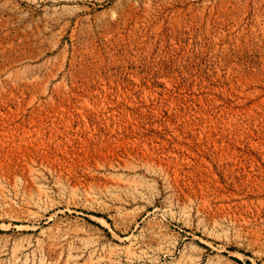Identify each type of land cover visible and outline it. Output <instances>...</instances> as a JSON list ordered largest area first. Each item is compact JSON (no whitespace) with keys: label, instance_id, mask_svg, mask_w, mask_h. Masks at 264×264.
<instances>
[{"label":"rangeland","instance_id":"obj_1","mask_svg":"<svg viewBox=\"0 0 264 264\" xmlns=\"http://www.w3.org/2000/svg\"><path fill=\"white\" fill-rule=\"evenodd\" d=\"M248 261L264 0H0V264Z\"/></svg>","mask_w":264,"mask_h":264},{"label":"trees","instance_id":"obj_2","mask_svg":"<svg viewBox=\"0 0 264 264\" xmlns=\"http://www.w3.org/2000/svg\"><path fill=\"white\" fill-rule=\"evenodd\" d=\"M237 261H238V260H237ZM247 263H248V264H251V262H249V261H248Z\"/></svg>","mask_w":264,"mask_h":264}]
</instances>
